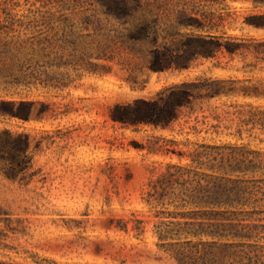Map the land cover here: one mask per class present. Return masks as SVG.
Segmentation results:
<instances>
[{
    "label": "rangeland",
    "instance_id": "1",
    "mask_svg": "<svg viewBox=\"0 0 264 264\" xmlns=\"http://www.w3.org/2000/svg\"><path fill=\"white\" fill-rule=\"evenodd\" d=\"M220 1L216 7H225L230 16L214 33L264 37V28L246 21L263 12L264 5ZM177 11L171 3L149 15L159 42L164 35L171 41ZM7 12L16 19L39 21L35 30L0 34L4 40L34 35L38 60L31 66L30 84L4 75L6 67L0 62V100L31 102L15 108L28 118L0 114L2 142L22 152L14 178L8 175L11 164L0 157V264H171L152 231L155 210L143 198L150 180L168 163L190 159L151 151L159 137L176 140L178 144L169 146L186 154L200 141L256 150L257 171L240 177L257 192L252 197L257 208L264 209V95L239 90L214 97L196 112L184 109L169 126H127L110 117L116 104L150 99L197 77L234 79L236 87L257 85L264 92V59L220 53L199 56L189 67L156 71L150 68L154 56L146 45L127 37L130 24L107 15L94 0H0L1 19ZM180 31L207 34L186 27ZM3 56L10 64V54ZM134 218L146 222L145 234L135 235ZM125 221L129 231L119 226Z\"/></svg>",
    "mask_w": 264,
    "mask_h": 264
},
{
    "label": "trees",
    "instance_id": "2",
    "mask_svg": "<svg viewBox=\"0 0 264 264\" xmlns=\"http://www.w3.org/2000/svg\"><path fill=\"white\" fill-rule=\"evenodd\" d=\"M94 3L122 24H130L127 37L146 45L149 54L154 56L150 68L156 71L189 67L199 56L211 58L220 53L231 58L240 55L243 60L250 54L257 61L264 59V37L226 36L225 31L213 32L223 29L230 16L223 11L225 7H216L220 0H94ZM171 3L178 7L176 22L170 26L172 39L168 42V36L164 35L165 40L159 42L160 33L149 15L162 7L168 8ZM254 3L264 5V0H254ZM246 21L264 28V11L250 15ZM38 22L36 18L16 19L7 12L4 19L0 17V34L9 36L15 31L35 30ZM182 27L206 30L207 34H183ZM17 38L0 39V62L6 67L3 73L14 77L18 83L30 84L34 77L31 66L38 60L34 35L27 39ZM8 54L11 63L7 65L3 55ZM256 64L249 65L254 68ZM235 83L234 79L197 77L168 86L153 98L116 104L110 117L127 126L142 123L169 126L180 118L184 109L196 112L198 105L214 97L239 90L244 95H264L257 85L236 87ZM27 104L31 102L1 99L0 114L15 113L28 118L29 114L17 110ZM193 129L201 131L196 126ZM170 144L178 142L159 137L149 149L176 153L180 159L187 156L190 162L168 163L165 171L150 180L143 198L155 210L157 221L152 231L159 239L158 245L168 253V261L171 264H264V209L257 208V198L252 200L257 192L244 186L246 179L240 177V174L257 171V151L246 149L244 145L200 141L186 154ZM5 152L7 156L3 155ZM21 153L16 147L5 145L0 135V157L11 164L10 177H15L21 165ZM133 221L131 229L135 235L145 234L146 222L139 218ZM119 226L129 231L128 221Z\"/></svg>",
    "mask_w": 264,
    "mask_h": 264
}]
</instances>
